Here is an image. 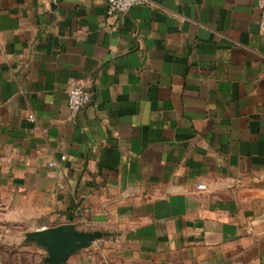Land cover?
<instances>
[{
    "label": "crops",
    "instance_id": "1",
    "mask_svg": "<svg viewBox=\"0 0 264 264\" xmlns=\"http://www.w3.org/2000/svg\"><path fill=\"white\" fill-rule=\"evenodd\" d=\"M23 221L101 233L66 264H264L257 1L0 0L1 249Z\"/></svg>",
    "mask_w": 264,
    "mask_h": 264
},
{
    "label": "water",
    "instance_id": "2",
    "mask_svg": "<svg viewBox=\"0 0 264 264\" xmlns=\"http://www.w3.org/2000/svg\"><path fill=\"white\" fill-rule=\"evenodd\" d=\"M100 236L101 233L98 231L77 230L73 223H62L25 234L27 241L36 243L45 249L46 255L41 264H66L72 253L87 248Z\"/></svg>",
    "mask_w": 264,
    "mask_h": 264
},
{
    "label": "built area",
    "instance_id": "3",
    "mask_svg": "<svg viewBox=\"0 0 264 264\" xmlns=\"http://www.w3.org/2000/svg\"><path fill=\"white\" fill-rule=\"evenodd\" d=\"M148 0H105L106 14L111 18H117L127 13L133 6L147 2ZM260 9V27L264 32V0H256ZM92 101V93L81 83H73L67 93V106L71 115L81 111ZM64 158L63 156L61 157ZM52 165V164H50ZM202 188V185H198Z\"/></svg>",
    "mask_w": 264,
    "mask_h": 264
},
{
    "label": "rangeland",
    "instance_id": "4",
    "mask_svg": "<svg viewBox=\"0 0 264 264\" xmlns=\"http://www.w3.org/2000/svg\"><path fill=\"white\" fill-rule=\"evenodd\" d=\"M15 222L10 221L8 218L5 220L6 228H7V236L9 233L11 234L13 230H17L16 228L18 223L16 225L14 224ZM30 227L29 223L27 221H23L21 223L20 228L22 230V235H21V242L20 244L13 245V244H8L5 249L0 248V258H2V255L5 256L6 259L12 260V259H17L18 255L20 256V259H23V254H28L29 250L25 248L26 244L30 241H27L25 238V232H29L28 230ZM28 230V231H27Z\"/></svg>",
    "mask_w": 264,
    "mask_h": 264
}]
</instances>
